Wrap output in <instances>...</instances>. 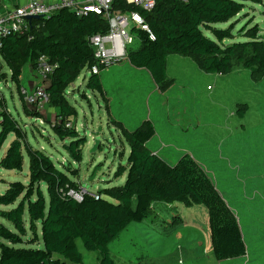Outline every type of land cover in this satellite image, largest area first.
Returning <instances> with one entry per match:
<instances>
[{
    "label": "trees",
    "instance_id": "1",
    "mask_svg": "<svg viewBox=\"0 0 264 264\" xmlns=\"http://www.w3.org/2000/svg\"><path fill=\"white\" fill-rule=\"evenodd\" d=\"M243 1L157 0L154 9L145 10L128 5L125 0H115V10H136L149 27V31L133 29L140 39V46L128 50L129 63L146 69L161 90L172 82L167 69L168 56L172 54L191 58L206 73L227 74L244 68L255 80L263 79L264 41L258 26L246 32L252 38L250 41L227 46L208 38L203 32V28L211 30L220 42L233 38L234 25L223 30L212 24L231 21L244 9ZM108 27L107 20L101 15L78 16L70 9L62 8L49 18L31 19L29 27L22 32L0 36V82L7 79V74L2 71L5 63L19 90L25 114L50 122L62 140L71 138L65 148L76 161L82 160L87 138L81 137L75 127H67L70 119L77 116L67 89L86 67L90 68L96 62L89 38L106 33ZM43 55L56 66L45 86L49 95L47 107L55 109V119L37 111L23 93L24 67L29 64L36 70ZM87 87L106 100L100 74H92ZM115 125L130 147L127 165L119 166L116 176L127 174V179L124 185L105 188L99 194L83 192L79 183L60 170L50 155L30 144L26 126L9 110L6 98L0 95V153L9 136L15 137L0 161V169L22 171L24 151L29 157V183L12 182L0 194V205L8 206L20 199L16 208L0 211V216L15 228L13 231L0 222V264H83V255L77 245L79 238L89 251L99 252L98 264H117L111 256L110 243L131 223L151 216L157 202L205 206L216 258L245 256L247 249L237 214L208 172L189 154L171 165L154 153L148 147L156 135L152 120L143 121L134 130L116 120ZM43 185L47 187L49 201ZM71 191L82 193L83 198L75 199ZM104 195L113 201L105 199ZM26 209L33 234L28 242L35 244L40 240L41 226L43 249L16 246L25 243L28 235L24 219Z\"/></svg>",
    "mask_w": 264,
    "mask_h": 264
},
{
    "label": "rangeland",
    "instance_id": "2",
    "mask_svg": "<svg viewBox=\"0 0 264 264\" xmlns=\"http://www.w3.org/2000/svg\"><path fill=\"white\" fill-rule=\"evenodd\" d=\"M243 3L244 9L231 21L212 24L223 30L234 25L233 38L220 42L206 28H203L204 34L227 46L250 41L252 38L246 32L258 26L264 41V2L244 0ZM133 37L128 49L140 46V39ZM184 58L182 61L171 55L169 78L172 82L164 90L156 87L149 73L132 69L127 59L103 69L100 77L111 108L101 94L87 87L92 74L86 67L67 89L68 98L77 109V116L69 123L81 137L87 138L81 161L74 160L65 148L71 138L62 140L50 122L25 114L19 90L5 63L2 71L7 79L0 82V95L26 126L30 144L50 155L60 170L79 183L83 192L94 194L122 186L127 179V174L116 176L119 166L127 165L130 147L115 120L125 122L129 130H134L142 119H155L157 134L148 147L171 165L189 154L208 172L236 212L247 249L245 256L217 259L205 206L157 202L151 216L131 223L110 243V253L117 264H264V78L257 81L244 68L227 74L206 73L191 58ZM29 74L28 67H24L22 85L26 89L30 88L32 79ZM33 77L37 83L41 81L37 73ZM49 109L44 112L55 119V109L54 112ZM14 138L9 136L0 161ZM97 140L99 148L92 151ZM24 157L22 171L0 169V194L12 182L29 183V157L25 151ZM43 190L49 201L46 185ZM19 203L20 199L8 206L0 205V211L14 209ZM24 219L28 235L25 243L16 246L43 249L41 224L40 240L31 244L28 240L33 234L27 209ZM0 222L15 231L13 224L1 216ZM77 245L83 264L99 263L98 251H89L81 238ZM58 257L64 259L61 255Z\"/></svg>",
    "mask_w": 264,
    "mask_h": 264
},
{
    "label": "built area",
    "instance_id": "3",
    "mask_svg": "<svg viewBox=\"0 0 264 264\" xmlns=\"http://www.w3.org/2000/svg\"><path fill=\"white\" fill-rule=\"evenodd\" d=\"M23 3L0 15V36L19 33L29 27V16L49 18L62 8H68L78 16H86L96 13L107 20L109 27L106 33H98L89 38V43L94 48L95 64L89 69L91 74H100L108 67L128 59V44L133 43L134 28L149 31L143 15L136 11H121L114 9L115 0H22ZM128 5L152 10L157 0H125ZM132 23V27H130ZM153 38V35H151ZM55 65L47 56H41L37 62L36 72L43 82L37 85L33 92L23 89L26 101L32 104L37 111L47 110L49 95L46 91L45 82L55 69ZM44 118H37L43 121ZM67 127H72L67 123ZM70 194L77 200L83 198L82 193L71 191Z\"/></svg>",
    "mask_w": 264,
    "mask_h": 264
},
{
    "label": "crops",
    "instance_id": "4",
    "mask_svg": "<svg viewBox=\"0 0 264 264\" xmlns=\"http://www.w3.org/2000/svg\"><path fill=\"white\" fill-rule=\"evenodd\" d=\"M21 3H23L22 2V0H0V15L1 14H3V13H5V12H7V11H9V10H11V9H13V8H15L16 6H18L19 4H21ZM172 55H175L176 57H179V59H181L182 61L183 60H185V58H184V56H180V55H176V54H172ZM170 57H171V55H169L168 56V60H167V69H168V76H169V59H170ZM128 60V59H127ZM129 62V61H128ZM27 67H28V69H29V76L30 77H32V79H30V81H29V86H30V88L29 89H26V88H24V89H26L29 93H31V92H33V90L36 88V86L37 85H40V84H42L43 82H38L37 83V81L36 80H34V77H33V75L35 74V73H37L36 72V70H34V68L31 66V65H26ZM25 66V67H26ZM132 66V65H131ZM132 69H136V70H138V72L137 73H141V74H143L144 72H146V73H149L146 69H139V68H136V67H133L132 66ZM235 71H238V70H235ZM149 75H150V73H149ZM153 82H154V80H152ZM155 83V82H154ZM45 84V86H47V83L45 82L44 83ZM43 85V84H42ZM156 85V84H155ZM156 87L157 88H159L157 85H156ZM105 90V89H104ZM162 94V93H161ZM105 96H106V105H107V107L108 108H111L110 107V99L108 98V96H107V93H106V91H105ZM162 96H163V94H162ZM50 111L52 110H54V109H49ZM110 110V109H109ZM54 112V111H53ZM111 115V114H110ZM151 117V116H150ZM148 119H149V117H148ZM145 120H147V118H144V119H142L141 121H139L138 123H137V127L143 122V121H145ZM150 120H152L153 121V123H154V126H155V129H156V131H157V128H156V121H154L155 119H150ZM124 125H125V127L128 129H131L130 128V126H128L125 122H122ZM136 127V128H137ZM157 134V133H156ZM156 136V135H155ZM154 136V137H155ZM150 143V142H149ZM149 143H148V145H149ZM157 154V153H156Z\"/></svg>",
    "mask_w": 264,
    "mask_h": 264
},
{
    "label": "water",
    "instance_id": "5",
    "mask_svg": "<svg viewBox=\"0 0 264 264\" xmlns=\"http://www.w3.org/2000/svg\"><path fill=\"white\" fill-rule=\"evenodd\" d=\"M33 18H41L40 16H29L28 19H33ZM100 141L97 140L94 147L92 148V151H96L99 148Z\"/></svg>",
    "mask_w": 264,
    "mask_h": 264
}]
</instances>
